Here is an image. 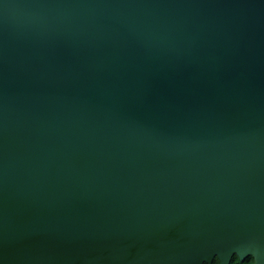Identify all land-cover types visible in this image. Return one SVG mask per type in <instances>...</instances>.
<instances>
[{"label": "water", "instance_id": "obj_1", "mask_svg": "<svg viewBox=\"0 0 264 264\" xmlns=\"http://www.w3.org/2000/svg\"><path fill=\"white\" fill-rule=\"evenodd\" d=\"M264 264V0H0V264Z\"/></svg>", "mask_w": 264, "mask_h": 264}, {"label": "trees", "instance_id": "obj_2", "mask_svg": "<svg viewBox=\"0 0 264 264\" xmlns=\"http://www.w3.org/2000/svg\"><path fill=\"white\" fill-rule=\"evenodd\" d=\"M253 263H254V259L252 256H247L244 260H240L238 255L235 254L232 257L230 264H253ZM205 264H207V263H205ZM212 264H220L219 258L215 257Z\"/></svg>", "mask_w": 264, "mask_h": 264}]
</instances>
